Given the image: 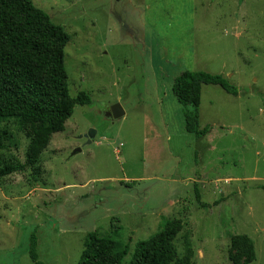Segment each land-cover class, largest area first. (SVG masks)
I'll use <instances>...</instances> for the list:
<instances>
[{
    "label": "rangeland",
    "instance_id": "1",
    "mask_svg": "<svg viewBox=\"0 0 264 264\" xmlns=\"http://www.w3.org/2000/svg\"><path fill=\"white\" fill-rule=\"evenodd\" d=\"M31 1L69 34V92L91 103L52 134L38 181L27 165L0 177V264H33L32 235L43 263L77 264L88 231L117 238V225L128 264L165 220L172 264H264V0ZM186 70L238 89L201 86L204 136L186 131L172 92ZM0 138V166L24 162L14 119Z\"/></svg>",
    "mask_w": 264,
    "mask_h": 264
},
{
    "label": "trees",
    "instance_id": "2",
    "mask_svg": "<svg viewBox=\"0 0 264 264\" xmlns=\"http://www.w3.org/2000/svg\"><path fill=\"white\" fill-rule=\"evenodd\" d=\"M69 38L65 28L52 22L48 13L31 0H0V121L14 119L17 129L28 139L24 162H4L0 177L27 165L32 178L38 181L40 157L52 134L64 130L75 105L91 103L88 92L79 90L74 96L69 92L64 64V48ZM203 84L218 85L232 95L238 93L237 87L218 73L186 70L174 78L172 92L185 107V129L197 137L204 136L211 128L200 127L198 123ZM3 147L0 138V148ZM260 188L264 189V184ZM169 224L165 220L164 230L137 240L128 264L174 263L173 232L168 233ZM114 228L117 238L97 230L88 231L77 264H122L128 244L119 238L120 226ZM35 247L36 239L32 235L30 258L33 264H45L38 259Z\"/></svg>",
    "mask_w": 264,
    "mask_h": 264
},
{
    "label": "water",
    "instance_id": "3",
    "mask_svg": "<svg viewBox=\"0 0 264 264\" xmlns=\"http://www.w3.org/2000/svg\"><path fill=\"white\" fill-rule=\"evenodd\" d=\"M110 110L112 111L113 118H119L124 114V111L122 110L121 106L119 104H114L110 107ZM95 131L94 130H89L87 133H85V136L88 137V142L91 141V139L94 136ZM79 148H76L74 152H77Z\"/></svg>",
    "mask_w": 264,
    "mask_h": 264
},
{
    "label": "flooded vegetation",
    "instance_id": "4",
    "mask_svg": "<svg viewBox=\"0 0 264 264\" xmlns=\"http://www.w3.org/2000/svg\"><path fill=\"white\" fill-rule=\"evenodd\" d=\"M110 107H111V106H109V107L104 111V113H105V116L107 117V119L110 120V122H114V121L117 120V118H113L112 111L110 110Z\"/></svg>",
    "mask_w": 264,
    "mask_h": 264
}]
</instances>
